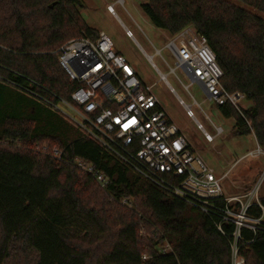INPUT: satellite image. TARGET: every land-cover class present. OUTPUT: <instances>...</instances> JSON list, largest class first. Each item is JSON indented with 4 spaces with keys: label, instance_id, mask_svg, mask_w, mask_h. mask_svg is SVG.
<instances>
[{
    "label": "trees",
    "instance_id": "obj_1",
    "mask_svg": "<svg viewBox=\"0 0 264 264\" xmlns=\"http://www.w3.org/2000/svg\"><path fill=\"white\" fill-rule=\"evenodd\" d=\"M235 1L257 13L229 0H145L141 10L170 36L191 26L206 38L222 86L249 104L241 113L219 106L220 114L234 119V136L253 135L264 151V0ZM82 8V0H0V77L7 82H0V264H229L226 240L208 217L132 173L27 93L70 100L75 86L56 50L77 35L97 39ZM54 147L61 161L50 155ZM163 241L174 256L158 254ZM242 255L246 264H264V233Z\"/></svg>",
    "mask_w": 264,
    "mask_h": 264
},
{
    "label": "built area",
    "instance_id": "obj_2",
    "mask_svg": "<svg viewBox=\"0 0 264 264\" xmlns=\"http://www.w3.org/2000/svg\"><path fill=\"white\" fill-rule=\"evenodd\" d=\"M115 4L124 7L125 1L117 0ZM107 11L115 15L113 5L107 6ZM127 35L132 37L131 33ZM171 38L166 48L176 60L175 68L181 69L191 83L198 84L209 101L217 107L231 106L239 113L246 109L242 93L229 92L222 86L223 73L204 36L188 26ZM56 54L68 82L75 86L70 100L53 95H50L53 99H48L32 91L27 92L29 96L59 115L83 138L95 142L132 173L168 197L182 200L208 217L226 240L229 264H246L242 250L255 240L258 232L264 233V206L259 196L264 172L253 188L226 195L222 187L225 175L217 178L203 163L161 109L152 87L141 82L125 57L115 51L106 34L99 33L96 40L85 36L72 39ZM156 54L160 56V51L156 50ZM175 68L170 69V73H174ZM0 82L7 83L2 77ZM184 89L188 91L189 86ZM180 103L186 108L187 117L194 118L191 107ZM198 128L203 131L200 124ZM222 133L221 128H216L214 136L204 131V137L207 142H213ZM254 141L255 149L246 157L264 159V151L255 138ZM43 150L48 149L44 147ZM49 153L54 159L62 160L63 151L58 148H52ZM76 167L92 176L102 189L108 186L107 179L91 166L78 161ZM122 204L128 202L123 200ZM252 208L261 211L259 218L248 215ZM246 232L252 239H246ZM157 252L174 256L166 241L159 245ZM150 259V256H142L143 262Z\"/></svg>",
    "mask_w": 264,
    "mask_h": 264
},
{
    "label": "rangeland",
    "instance_id": "obj_3",
    "mask_svg": "<svg viewBox=\"0 0 264 264\" xmlns=\"http://www.w3.org/2000/svg\"><path fill=\"white\" fill-rule=\"evenodd\" d=\"M116 1L82 0V19L88 27L106 34L115 51L125 57L141 82L152 87V93L158 99L161 109L214 175L217 178L225 175L222 187L226 195L253 188L264 172L263 158L246 157L255 149L253 135L234 136V119L224 118L218 107L208 100L201 87L191 83L181 69L175 68L176 60L166 48L172 38L167 32L155 28L144 15L141 5L145 0H124V7L115 4ZM229 1L257 13L235 0ZM109 5H113L115 15L107 11ZM128 33H131L132 37H128ZM79 37L81 35L66 42ZM156 50L160 51V56L156 54ZM174 68L175 72L170 73V69ZM161 76H164L165 80H162ZM187 86L188 91L184 89ZM180 101L191 107L194 118L187 117L186 108ZM244 104L249 106L246 101ZM198 124L202 126L203 131L198 128ZM216 128H221L223 133L215 137L213 142H207L204 131L214 136ZM44 147L41 146L40 151H44ZM259 196L264 197V179L259 186Z\"/></svg>",
    "mask_w": 264,
    "mask_h": 264
}]
</instances>
